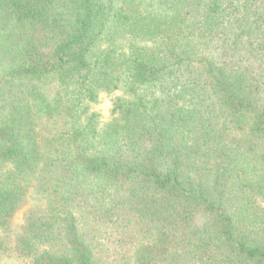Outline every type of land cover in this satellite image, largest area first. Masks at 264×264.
<instances>
[{
	"label": "trees",
	"instance_id": "16d2710c",
	"mask_svg": "<svg viewBox=\"0 0 264 264\" xmlns=\"http://www.w3.org/2000/svg\"><path fill=\"white\" fill-rule=\"evenodd\" d=\"M31 195L30 264H264V0H0V256Z\"/></svg>",
	"mask_w": 264,
	"mask_h": 264
},
{
	"label": "rangeland",
	"instance_id": "374dc122",
	"mask_svg": "<svg viewBox=\"0 0 264 264\" xmlns=\"http://www.w3.org/2000/svg\"><path fill=\"white\" fill-rule=\"evenodd\" d=\"M57 88H58L57 86H54L53 91L54 90L56 91ZM121 94H123L122 90H118L114 93L103 92L100 95L99 102L93 104V110L98 111L101 114L102 123H105L112 118L111 115L112 99L114 96ZM31 193H33L32 189H31ZM33 201L34 199L31 195L30 198L28 199L27 204L22 206L13 217L11 221L12 223H11L10 231L4 236V239L8 246V250L6 251L5 254L0 256V264H30L28 260L23 259L16 253L14 246H15L16 233L20 229L24 221L25 211L33 204Z\"/></svg>",
	"mask_w": 264,
	"mask_h": 264
}]
</instances>
